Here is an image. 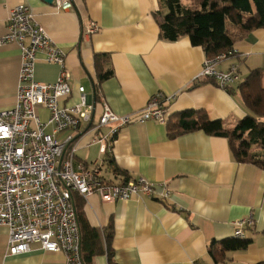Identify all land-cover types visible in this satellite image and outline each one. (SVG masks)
I'll list each match as a JSON object with an SVG mask.
<instances>
[{
	"label": "crops",
	"instance_id": "0c3cea01",
	"mask_svg": "<svg viewBox=\"0 0 264 264\" xmlns=\"http://www.w3.org/2000/svg\"><path fill=\"white\" fill-rule=\"evenodd\" d=\"M73 9L58 10L44 0H0V38L8 30L11 11L20 4L30 6L34 20L67 54L66 69L71 74V96L63 106L79 104V88L84 87L94 103L91 120L73 132L74 163L90 166L109 156L114 167L130 180L145 178L166 184L170 200L141 195L129 201L103 202L97 195L85 201L88 222L102 233L113 226L112 248L116 264H217L210 254L213 242L233 238L239 221L253 218L254 226L244 228L250 244L244 251L230 252L218 264H258L264 262V170L238 163L228 141L203 132L168 136L166 124L156 121L132 123L121 129L111 142L110 129L98 127L102 102L120 116L139 117L148 101L162 93L173 95L168 118L185 110H204L213 120L233 128L244 118L239 85L256 69L263 70L264 29L239 38L235 56L226 58L218 70L237 66L240 82L232 93L214 82L198 78L207 57L188 38L170 43L160 40L152 12L158 0H71ZM91 22L100 30L87 34ZM102 57L104 72L113 75L98 81L96 55ZM20 49L15 43L0 46V111L16 104L20 80ZM60 67L38 54L36 81L55 83ZM38 113L49 117L44 109ZM66 134L59 135L61 141ZM112 150L101 151L100 140ZM66 148L63 159L70 157ZM103 167L106 180L121 183V177ZM120 178V179H117ZM156 191L160 192L161 187ZM8 229L0 226V264H66L61 253H49L32 246L31 252L9 256ZM91 264H108L105 254Z\"/></svg>",
	"mask_w": 264,
	"mask_h": 264
},
{
	"label": "built area",
	"instance_id": "2783aa9c",
	"mask_svg": "<svg viewBox=\"0 0 264 264\" xmlns=\"http://www.w3.org/2000/svg\"><path fill=\"white\" fill-rule=\"evenodd\" d=\"M58 10L73 9L71 0H55ZM100 30L91 22L87 34ZM18 45L21 54L20 80L13 108L0 111V226L8 229L9 256L31 252L32 246L49 253H61L66 264H85L81 253V233L72 194L84 200L97 195L103 202L129 201L141 195L170 200L166 184H156L138 178L126 183L110 182L103 176L105 161L90 166L74 163L76 146L73 132L91 120L94 103L85 88H79V104L63 106L71 96V74L66 69L67 54L37 24L30 6L20 4L9 16L7 33L0 46ZM44 52L46 61L60 67L58 79L52 84L36 81L38 54ZM225 55L206 59L198 78L212 80L228 91L240 82L238 67L218 70ZM173 95L158 93L152 97L139 117L120 116L102 102L98 127L110 129L106 138L111 142L119 131L132 123L156 121L166 124L168 105ZM39 109L49 113L43 120ZM66 134L63 141L59 135ZM101 151L107 154L112 145L100 140ZM73 146L70 157L64 160L66 148ZM161 187V191H156ZM253 218L239 221L233 238L245 240L244 228L253 227ZM204 264V263H197Z\"/></svg>",
	"mask_w": 264,
	"mask_h": 264
},
{
	"label": "trees",
	"instance_id": "16d2710c",
	"mask_svg": "<svg viewBox=\"0 0 264 264\" xmlns=\"http://www.w3.org/2000/svg\"><path fill=\"white\" fill-rule=\"evenodd\" d=\"M152 16L158 25L160 40L174 43L188 38L193 46L204 50L207 59L218 55L230 58L235 56V45L239 38L264 29V0H158V8L152 12ZM105 56L96 55L95 58L100 83L113 75L112 70L104 72L102 57ZM262 77L263 70H253L239 85L240 97L249 113L233 128L227 127L222 120H213L204 110H185L168 118V136L175 139L185 134L203 132L211 137L224 138L238 163L252 164L264 170ZM231 89L228 92L232 93ZM105 164L106 170L122 178L121 183L130 180L114 167L109 156ZM72 202L78 218L81 253L85 264H91L93 258L101 254L107 256L108 264H116L112 248L113 226L110 224L102 233L88 222L85 201L74 193ZM249 244V240L235 238L213 242L210 254L217 264L222 263L228 253L244 251Z\"/></svg>",
	"mask_w": 264,
	"mask_h": 264
},
{
	"label": "water",
	"instance_id": "95a60500",
	"mask_svg": "<svg viewBox=\"0 0 264 264\" xmlns=\"http://www.w3.org/2000/svg\"><path fill=\"white\" fill-rule=\"evenodd\" d=\"M46 3L48 4H53L55 2V0H44Z\"/></svg>",
	"mask_w": 264,
	"mask_h": 264
}]
</instances>
